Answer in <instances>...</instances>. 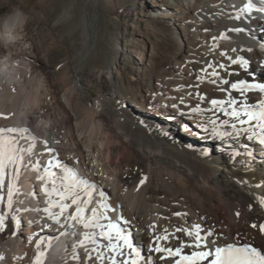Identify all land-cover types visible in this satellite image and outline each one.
<instances>
[{"label":"bare ground","instance_id":"bare-ground-1","mask_svg":"<svg viewBox=\"0 0 264 264\" xmlns=\"http://www.w3.org/2000/svg\"><path fill=\"white\" fill-rule=\"evenodd\" d=\"M107 2L78 0L71 6L74 10L65 23L71 29L68 47L79 64L73 71L63 62L61 68L52 66L48 47L43 45V32L59 29L60 22H49L34 11L10 15L7 10L0 31V113L8 118L0 117V128L27 129L23 139L20 133L11 135L19 140V147L34 145L36 155L23 154L8 227L0 233V264H33L37 242L62 234L67 225L66 235L70 233L72 239L64 240L63 254L43 250V264H112L113 258L120 264L128 258V250L122 256L108 249L99 229H85L68 219L76 208L70 199L63 201L70 207L59 223L48 217L44 209L49 197L39 177L50 160L73 168L80 178L95 183L97 192L106 193V215L131 234L141 252L140 264L146 258L151 264H173L166 252L149 249L175 247L177 237L189 240L176 229L193 230L197 224L201 236L216 240L218 246L243 240L264 249V232L259 227L264 224L260 202L264 200V158L248 156L254 148L264 147L252 136V130L258 132L257 122L241 125L211 104L212 100L225 101L223 107L230 113L244 104L259 110V102L264 100L254 88L241 93L231 87L240 80L264 83V23L257 18L258 0H138L140 17L155 33L163 34L156 22L165 20L178 26L183 37L179 46L182 57L169 69L156 65L153 49L145 57L134 41L132 53H128L138 61L132 78L143 80L156 70L150 73L154 86H143L140 92L130 86L121 61L110 59L96 47L98 5ZM0 3L10 5L5 0ZM146 3L150 4L148 11L142 14ZM249 3L251 10L246 9ZM76 15L80 25L73 30ZM108 47L116 53L113 41ZM116 55L125 57L119 52ZM239 57L248 61L247 68L232 63ZM230 100L236 104L230 106ZM195 108L200 111H193ZM225 120L229 123L224 124ZM169 134L177 135L179 142L171 141ZM35 160L40 161L35 166L37 177L26 172ZM52 171L64 175L57 167ZM144 176L148 179L140 185ZM60 183L57 180L58 187ZM47 186L51 189L52 184ZM0 194L5 197L0 210L9 211L7 188ZM51 199L60 198L53 194ZM100 199L93 194L85 218L92 215L93 208L105 212L99 208ZM52 212L58 213L59 208ZM12 215L19 221L18 228ZM85 232L96 234L95 243L85 240ZM164 235L169 236L168 241L157 240ZM68 242L70 248H66Z\"/></svg>","mask_w":264,"mask_h":264},{"label":"snow or ice","instance_id":"snow-or-ice-1","mask_svg":"<svg viewBox=\"0 0 264 264\" xmlns=\"http://www.w3.org/2000/svg\"><path fill=\"white\" fill-rule=\"evenodd\" d=\"M252 5L249 3L246 5L247 10H251ZM236 31H242V29H236ZM233 64H239L241 67L247 68L248 61L243 57H239L232 61ZM211 67V65H209ZM223 67V65H221ZM206 71V70H205ZM213 76L217 73L213 72ZM227 83V81H225ZM231 87L234 90L247 91L249 89H258L260 92L264 93V83L259 84H248L246 81L240 80L237 83H233ZM230 106L236 104L235 100H230L227 102ZM211 104L213 107H219L224 111L225 115H230L234 120L238 121L241 125L246 124L250 121L255 120L256 127L259 132L252 130V136L255 137L260 144L264 145V100L259 102V110L254 108L252 105L244 104L240 110L233 107L232 111L229 113L227 109L223 106L225 101L212 100ZM193 111H200L199 108L193 109ZM247 117V120L241 117ZM0 117L7 119L8 117L4 113H0ZM215 124V121H212ZM224 124H228L229 121L225 120ZM232 127L235 129L236 124L233 123ZM27 129L12 128H0V191L5 187L7 188V208L9 211L0 210V233H3L8 225H6V220L9 219V212L13 208L14 195L18 192L17 181L20 176V167L24 160V153L31 152L34 145L30 146L28 149L19 147V140L11 135L14 133H20V138L23 139V133L27 132ZM215 131V129H214ZM216 135H222L216 132ZM32 139H35L34 137ZM51 152V149H48ZM238 154V153H237ZM251 155V153H248ZM49 167L45 168L44 175L40 176L39 179L44 181V192L49 197L48 207L44 211L48 214V217L57 223H59V217L64 214V212L70 207L69 204L63 201L70 199L72 205H76L75 214L70 215L68 219L75 220L81 224L85 229L95 228L99 229V236L108 241L106 247L113 252H119L120 255H124L125 250H128V258L121 261L120 264H140L142 259L141 252L134 245L131 234H126L116 223H113L109 217L106 215V211L109 209V205L105 201L106 193L104 191L99 192L100 203L99 208L105 210V212H100L97 208H93L92 215L85 218L84 213L87 206L92 202V194L96 191L95 183H91L86 179L80 178L73 168L67 165H61L58 161L53 162L48 161ZM53 167L60 168L64 173L62 177H57L56 173L51 169ZM147 177L144 176L139 184L143 185L147 181ZM7 180V183H6ZM57 180H60V186H57ZM48 183L52 184L51 189L48 188ZM56 194L59 196V201H53L51 196ZM83 194V195H82ZM83 197H87L84 199ZM5 197L0 194V204H3ZM261 205L264 206V200H261ZM59 208L58 213H53V208ZM176 215H181L176 213ZM239 216V213H237ZM11 220L15 222V226L19 227V221L15 215L11 216ZM101 220H107L108 223L102 224ZM47 226V225H46ZM256 227V225H252ZM260 231L264 232V224L260 225ZM177 232H183L189 240H182L177 237V245L175 247H152L149 249L150 252H166L168 257L173 258V264H264V255L255 247H249L245 245L244 247H236L233 243H227L226 246H218L216 240L205 238L201 236V227L199 224L193 226V230L177 228ZM167 232V230H165ZM93 233L91 236L89 233L85 232V240L93 239L95 243ZM163 239L165 241L169 240L168 235L162 237H157V240ZM115 240V242H113ZM83 244V241H81ZM185 248L193 249L190 252H185ZM46 256L44 251H41V242H37V255L33 264H43V259ZM211 257V259H209ZM161 259L165 257L161 256ZM2 259V257H0ZM112 264H117V261L113 258ZM145 264H151L150 259H145Z\"/></svg>","mask_w":264,"mask_h":264},{"label":"rangeland","instance_id":"rangeland-1","mask_svg":"<svg viewBox=\"0 0 264 264\" xmlns=\"http://www.w3.org/2000/svg\"><path fill=\"white\" fill-rule=\"evenodd\" d=\"M10 5H3L0 3V31L3 30V23L7 17V10H10V15H16L18 11H34L36 16H43L47 18L49 22L58 21L61 24L59 29L45 30L43 32V45L48 47L47 50L51 55L52 66L59 67L63 62L68 67V70L73 71L77 69L78 59L69 49L68 45L71 40V29L65 20L69 18L72 11L71 6L76 5L78 0H5ZM146 3L141 7L142 14L147 13ZM138 8V0H108L107 4L99 3L98 5V19L95 22V29L97 32L96 47L103 53H107L110 59H117L121 61L123 70L127 73V78L132 89L140 92L143 86H154V80L151 74H155L156 70L148 72L145 79L140 80L135 77L132 78V70L136 68L138 61L134 60L128 53H132L131 49L135 43H139L141 49L145 53V57H148L155 51L153 59L156 65L164 69H169L171 65L179 60L181 50H179L180 41L182 40V34L178 26L165 20H158L157 26L162 33H155L151 29V25L144 22L145 20L140 17ZM136 10V14L132 15L131 12ZM77 12L79 9H76ZM131 11V12H130ZM68 12V13H67ZM88 17V22L91 21ZM76 19L78 16L76 15ZM87 22V23H88ZM79 19L76 25H72L73 30L78 29ZM155 25V24H153ZM97 27V28H96ZM98 30V31H97ZM116 44V53L125 55L121 58L120 55L110 52L108 44L111 41ZM178 48V49H177ZM153 49V52H152ZM62 63V64H63ZM61 68V66H60ZM112 68V67H111ZM57 71V70H56ZM151 73V74H150ZM90 93L97 97V93L90 91ZM132 117L136 119L135 114L130 113ZM153 124V122H149ZM259 132V129H258ZM177 135H170L169 139L174 142H179ZM263 147L260 146L254 148L251 151V156L256 159H263ZM238 161V156L236 158ZM260 173V172H259ZM251 229L254 227L251 226ZM243 243L253 245L264 252V249L257 243H250L248 241L240 240Z\"/></svg>","mask_w":264,"mask_h":264}]
</instances>
